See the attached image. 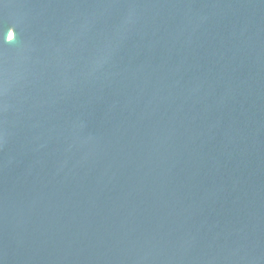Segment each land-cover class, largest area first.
I'll return each mask as SVG.
<instances>
[{
    "label": "water",
    "instance_id": "1",
    "mask_svg": "<svg viewBox=\"0 0 264 264\" xmlns=\"http://www.w3.org/2000/svg\"><path fill=\"white\" fill-rule=\"evenodd\" d=\"M0 264H264V0H0Z\"/></svg>",
    "mask_w": 264,
    "mask_h": 264
}]
</instances>
